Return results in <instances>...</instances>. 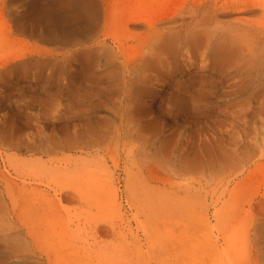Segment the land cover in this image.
Here are the masks:
<instances>
[{"label":"bare ground","instance_id":"1","mask_svg":"<svg viewBox=\"0 0 264 264\" xmlns=\"http://www.w3.org/2000/svg\"><path fill=\"white\" fill-rule=\"evenodd\" d=\"M25 1L0 0V149L8 155L10 149L27 148L49 158L44 161L43 170L20 169L14 174L6 166L3 168L4 162L13 164L9 155L0 157V247L5 246L6 257L13 264L89 261L87 256L66 253L70 249L65 240L69 234L66 238L58 234L45 241L41 229L48 225L46 221L53 223L47 217L33 225L9 224L13 217L11 206L27 207L38 196V202L49 210L46 216H59L60 203L82 197L79 180L85 175L79 174L77 188L60 168L55 155L76 152L80 153L77 159L90 161L94 154L103 156L114 141L128 143L124 139L133 134L132 115H136L131 112L130 97H147L153 91L163 93L172 76L179 73L205 77L203 84L194 82L190 86V92L198 94L187 99L193 101L191 104L203 102L200 105L211 112L208 115L225 116L224 121L218 120L217 131H213L216 136L207 128L210 137L206 136H215L224 144L235 133L250 135L248 120H264L260 118L264 109V59L259 58L264 52V28L257 24V19L247 16L227 19L220 15L242 13L259 6L264 10V0L261 4L256 0H187L175 10L171 0H31L28 11L24 10ZM18 33L28 36L22 50L16 47ZM31 39L50 45L34 44ZM257 40L263 45L258 56ZM134 45L138 46L136 53L132 51ZM185 51L189 52L187 56ZM14 94L36 101L38 113L30 116L38 126L37 131L26 132L29 125L21 123V126L14 118L10 120L7 109L12 103L8 98ZM243 94H247L243 103L235 102L241 106L237 110L234 102L225 104L227 97ZM178 100L181 102L180 95ZM216 108L218 111H213ZM43 115L53 119L47 132L39 128ZM136 120L138 123L139 119ZM139 129L140 126L136 133L142 137L145 132L140 133ZM180 131L174 152L184 158L182 141L186 130ZM203 131H198L201 138L205 135ZM187 139L188 135L186 141L190 140ZM234 144L238 143L230 140L226 143ZM239 147L228 151L230 156L240 158L243 154L238 152ZM98 199L105 201L101 196ZM101 263L110 261L101 259Z\"/></svg>","mask_w":264,"mask_h":264},{"label":"rangeland","instance_id":"2","mask_svg":"<svg viewBox=\"0 0 264 264\" xmlns=\"http://www.w3.org/2000/svg\"><path fill=\"white\" fill-rule=\"evenodd\" d=\"M171 1L174 10L187 3V0ZM256 1L260 4L263 2ZM30 2L25 1L24 10L30 9ZM240 15L257 19V24L264 28V10L261 6L242 13L220 16L228 19ZM21 36L18 33L16 47L19 50L26 46L28 38L27 35H23V39ZM31 40L34 44L50 45ZM257 41L260 46L256 54H261L262 58H259L262 60L264 52H260L263 45L260 40ZM137 50L138 46L134 45L132 51L136 53ZM185 54L187 56L189 52L185 51ZM171 79L164 94L153 91L147 95L148 98L146 95L145 98L137 95L130 97L133 105L131 112L136 115L131 113L135 129L129 138L124 139L128 143L116 141L115 146L114 141L108 151L103 152V156L94 154L90 161L77 159L80 153L76 152L55 155L60 168L69 175L76 187L79 174L85 175L83 180H79L82 185L81 198L64 200L58 205L59 216L54 218L45 215L49 210L35 196V200L27 207L11 206L13 217L9 224L33 225L41 218H49L53 223L46 221L48 225L41 229L45 241L58 234L65 238L69 234L65 240L70 249L66 253L89 258V261H76L74 264H102L101 259H109L108 264H264V120H248L247 125L251 131L249 136L241 131V136L235 133L237 136L234 137L233 134L232 138L236 140L229 136V139L226 138L238 144L226 145L228 141L223 144L215 139L214 132L219 122L225 120V116L208 115L211 112L200 105L203 102L194 101L191 104L193 101L187 99L198 94L190 92V89L195 83L203 84L205 77L203 79L202 76L179 73ZM179 95L181 102L178 100ZM246 96H229L225 104L234 102V109L237 110L241 106L236 104L239 102L237 105H241ZM175 97L178 99L175 100ZM8 100L12 103L7 109L10 120L14 118L13 121L21 126L29 125L26 132L28 129L37 131L38 126L32 120L33 114L38 113L36 101L19 94L12 95ZM167 101L173 104V109ZM185 101L189 104L186 105ZM213 111H218V108ZM261 111L263 114H260V118H264V109ZM98 114L112 116L108 112ZM46 116L43 115L39 124V128L45 132L53 126V119ZM219 117L224 119L220 120ZM136 119H139L138 123ZM139 122L148 129L143 128ZM208 123L209 127H206ZM138 126L141 128L140 133L145 132V138L136 133ZM200 128L205 130L202 138L198 133L202 131ZM206 128L209 133L215 134L214 137L210 134L213 138H209ZM180 130H186L182 141L183 150H186L184 158L177 157L174 152L178 146V142H175ZM191 133L193 136L190 138ZM187 135L190 139L188 141ZM238 135L240 139L244 136L246 141H240ZM213 143H217L216 146ZM237 145L240 146L238 152L243 154L240 158H234L228 153ZM2 152L0 149L2 159L9 155L13 162L11 166L4 162L3 168L6 166L14 174L20 169L43 170L46 166L44 161L49 158L47 155L32 153L27 148L10 149L8 155ZM35 162L38 164L33 166ZM100 196L104 197V202H100ZM41 236L38 238L40 244ZM5 249V246L0 247V264H13L6 257Z\"/></svg>","mask_w":264,"mask_h":264}]
</instances>
